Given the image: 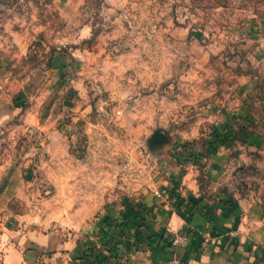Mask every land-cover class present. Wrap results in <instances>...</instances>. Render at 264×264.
<instances>
[{
    "label": "rangeland",
    "instance_id": "374dc122",
    "mask_svg": "<svg viewBox=\"0 0 264 264\" xmlns=\"http://www.w3.org/2000/svg\"><path fill=\"white\" fill-rule=\"evenodd\" d=\"M221 151L258 193L264 0H0V264Z\"/></svg>",
    "mask_w": 264,
    "mask_h": 264
},
{
    "label": "crops",
    "instance_id": "0c3cea01",
    "mask_svg": "<svg viewBox=\"0 0 264 264\" xmlns=\"http://www.w3.org/2000/svg\"><path fill=\"white\" fill-rule=\"evenodd\" d=\"M228 158L224 151L208 157L207 189L183 170L141 200L118 205L94 225L95 236L62 243L54 233L38 235L26 251L10 252L12 264H264V186L253 193L239 182L218 183ZM167 227L189 238L173 245Z\"/></svg>",
    "mask_w": 264,
    "mask_h": 264
},
{
    "label": "built area",
    "instance_id": "2783aa9c",
    "mask_svg": "<svg viewBox=\"0 0 264 264\" xmlns=\"http://www.w3.org/2000/svg\"><path fill=\"white\" fill-rule=\"evenodd\" d=\"M165 233L169 235L170 241L173 245L184 244L189 238V233L185 230L173 231L167 227Z\"/></svg>",
    "mask_w": 264,
    "mask_h": 264
},
{
    "label": "water",
    "instance_id": "95a60500",
    "mask_svg": "<svg viewBox=\"0 0 264 264\" xmlns=\"http://www.w3.org/2000/svg\"><path fill=\"white\" fill-rule=\"evenodd\" d=\"M162 136H163V134L162 133H160V134H156V140H160V138H162Z\"/></svg>",
    "mask_w": 264,
    "mask_h": 264
}]
</instances>
